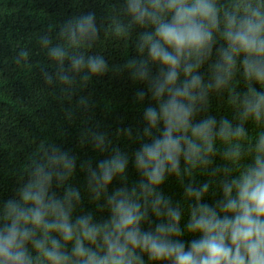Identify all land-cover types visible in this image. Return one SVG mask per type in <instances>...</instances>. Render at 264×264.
Wrapping results in <instances>:
<instances>
[{
    "label": "clouds",
    "instance_id": "1",
    "mask_svg": "<svg viewBox=\"0 0 264 264\" xmlns=\"http://www.w3.org/2000/svg\"><path fill=\"white\" fill-rule=\"evenodd\" d=\"M221 8L218 0H127L135 23L154 26L152 33L141 36L140 51L147 48L149 59L166 68L162 82H154L160 112L150 107L145 113L151 129H157L158 120L163 121V132L142 144L134 154V166L143 176L141 196L146 201L155 195L152 211L168 222L156 224L154 230L141 229L147 209L141 211L135 188L131 195L121 188L107 197L111 219L103 224L92 223L90 213L73 220L71 201H79V193L69 189L63 201L55 193L49 196L51 175L41 167L34 174L36 178L19 191V202L8 200L5 204L4 218L11 223L0 228V264H144L145 255L153 264H264V134L257 137L252 162L238 176L222 181L223 198L218 203L200 202L208 192L207 183L199 190L192 186L186 189L196 201L186 224L187 234L195 238L182 239L185 232L180 227L179 208L170 207L156 192L167 172L180 174L181 156L193 167L210 163L207 157L215 155L216 139L228 143L247 136L243 123L233 127L222 119L217 129L214 117L195 123L192 119L198 112L197 102L205 100L207 89L213 87L193 73L211 56L214 32L225 41L217 49L223 63L214 65L215 88L228 83L238 57H242L245 79L264 86V0H236L231 11H223V30ZM77 29L82 36L94 31L91 16L77 24ZM52 55L63 58L60 50ZM82 63L75 60L74 66L79 68ZM105 67L102 59L89 58L90 72L100 73ZM181 70L184 81H179ZM140 77H145L144 71ZM166 91L169 97L165 101ZM241 106L244 120L264 123V92L249 87ZM145 135L152 133L146 129ZM224 157L235 164L243 152L233 145ZM60 163L71 170L67 159ZM127 164L119 152L99 164V174H92L98 180L93 189L96 199L101 194L96 190L106 193L114 176L123 177ZM29 242L35 256L28 250Z\"/></svg>",
    "mask_w": 264,
    "mask_h": 264
},
{
    "label": "trees",
    "instance_id": "2",
    "mask_svg": "<svg viewBox=\"0 0 264 264\" xmlns=\"http://www.w3.org/2000/svg\"><path fill=\"white\" fill-rule=\"evenodd\" d=\"M235 2L218 0L222 5L221 30L223 11H231ZM89 16L94 31L82 36L77 24ZM153 31L154 26L133 21L127 0H0V228L11 223L4 218L6 202L18 203L19 191L36 178L34 174L41 167L51 175L49 196L55 193L63 201L67 190L79 193V201H71L73 220L90 213L92 223L103 224L111 219L107 197L121 188L131 195L135 188L141 211L147 209L141 229L154 230L156 224L168 222L152 211L155 195L146 201L141 196L143 176L134 166V154L143 143L160 136L164 127L158 120V130L151 129L145 118L150 107L160 112L154 82H162L161 74L166 73L164 66L149 59L147 48L140 51L141 36ZM213 39L216 43L211 56L193 73L202 76L205 85H213L207 89L206 99L197 102L193 123L205 117H214L217 129L222 119L233 127L243 123L247 136L228 143L216 139L215 155L207 157L210 163L193 167L181 156L180 174L167 172L164 182L157 186L156 192L170 202V207L179 208L185 241L195 238L187 234L186 224L196 204L186 189L192 186L199 190L207 183L208 192L200 202L218 203L223 198L222 181L238 176L252 162L254 144L264 134V123L244 120L241 115V101L249 87L264 92V86L245 79L242 57H238L228 83L216 89L214 65L223 63L217 49L225 41L219 32H214ZM55 50L63 53L62 59L53 57ZM89 58L102 59L105 70L90 72ZM75 60L83 61L79 68L74 66ZM184 79L181 70L179 81ZM168 97L166 91L162 100ZM146 129L152 136L145 135ZM233 145L243 152L235 164L224 157L225 150ZM117 152L128 160L125 173L114 176L106 193L97 189L101 194L96 199L93 189L98 180L92 174H99V164ZM63 159L71 162L70 171L60 163ZM27 247L35 256L30 242ZM143 259L144 264H153L146 255Z\"/></svg>",
    "mask_w": 264,
    "mask_h": 264
}]
</instances>
